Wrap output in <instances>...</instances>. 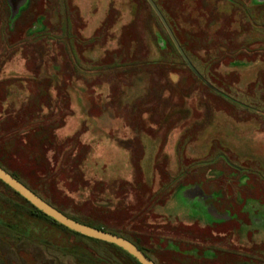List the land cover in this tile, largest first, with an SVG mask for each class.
I'll return each mask as SVG.
<instances>
[{
  "label": "rangeland",
  "instance_id": "rangeland-1",
  "mask_svg": "<svg viewBox=\"0 0 264 264\" xmlns=\"http://www.w3.org/2000/svg\"><path fill=\"white\" fill-rule=\"evenodd\" d=\"M153 2L185 56L148 0H24L21 26L0 21V165L157 264H264V0ZM0 247L137 264L2 183Z\"/></svg>",
  "mask_w": 264,
  "mask_h": 264
},
{
  "label": "water",
  "instance_id": "water-1",
  "mask_svg": "<svg viewBox=\"0 0 264 264\" xmlns=\"http://www.w3.org/2000/svg\"><path fill=\"white\" fill-rule=\"evenodd\" d=\"M148 1L150 2L149 4L152 6V8L155 10L156 14L160 18L163 26L169 33L170 37L172 38L171 40L173 41V44L175 45L177 50L183 56H185L182 49L178 46L175 37L173 36V33L168 27V25L166 24L162 14L156 8V5L154 4L153 0H148ZM189 67H191L190 64ZM0 180L5 184H7L8 186H10L12 190H14L20 196L25 198L27 201H29L31 205L36 207L47 217L62 224L67 229L78 232L80 233V235L83 236L95 238L100 241L113 243L115 244V246H118L119 248L123 249L124 251L132 255V257L135 258L140 264H156L144 251L139 249L138 246L134 244L130 239L117 235L107 230L99 229L98 227L89 224L80 223V221L65 215L60 209L48 203L43 197L36 194L35 191L29 188V186H27L17 178L13 177L12 173H10L2 166H0Z\"/></svg>",
  "mask_w": 264,
  "mask_h": 264
},
{
  "label": "trees",
  "instance_id": "trees-1",
  "mask_svg": "<svg viewBox=\"0 0 264 264\" xmlns=\"http://www.w3.org/2000/svg\"><path fill=\"white\" fill-rule=\"evenodd\" d=\"M0 166H1V165H0ZM3 168H4V167H3ZM9 172H10V171H9ZM10 173H11V172H10ZM12 176H13V175H12ZM13 177H15V176H13ZM15 178H16V177H15ZM0 183H2L3 185H5V186L8 187V188H11L10 186H8L7 184H5V183L2 182L1 180H0ZM11 189H12V188H11ZM12 191H13L15 194H17L18 196H20V195H19L18 193H16L14 190H12ZM20 197H21L23 200H25L26 202L29 203V201H27L25 198H23L22 196H20ZM29 205L33 208V211H34L35 214H37V215H39V216L45 218L46 221H48V222H50V223H53V224L59 226L60 228H63V230H65V231H69V232H72V233H74V234H78V235H80V233L75 232V231H72V230H69V229H67L66 227H64L62 224H60V223L56 222L55 220H53V219L47 217L44 213H42L41 211H39L36 207H34L33 205H31L30 203H29ZM65 215H66V214H65ZM67 216H69V217H71V218H73V219H76V220L80 221V223L89 224V225H92V226L98 227L99 229L107 230V231L113 232V233H115V234H117V235H120V236L126 237V238L130 239L134 244L137 245V243H135V241H133L132 238H130V237L124 235V234H121V233L115 232V230L107 229V228H105V227H103V226H98V224H91V223H89V222L82 221V220H80L79 218H76V217H73V216H70V215H67ZM80 236L85 237V238H88V239L95 240V241H97V242H101V243H104V244L110 245L111 247H114L115 250H117V251L123 253L124 255H127V256H129L130 258H132V260L135 261L137 264H140L135 258L132 257V255H130L129 253H127V252L124 251L123 249L119 248L118 246H115V244H113V243H109V242H105V241H100V240H97V239H95V238H91V237H87V236H83V235H80ZM137 246H138L139 249H141L142 251H144V252L148 255V253L146 252V250H145L144 248H142V246H140V245H137ZM201 254H202V253H201ZM202 255H204V253H203ZM148 256H149V255H148ZM149 257H150V256H149ZM152 260H153V259H152Z\"/></svg>",
  "mask_w": 264,
  "mask_h": 264
},
{
  "label": "flooded vegetation",
  "instance_id": "flooded-vegetation-1",
  "mask_svg": "<svg viewBox=\"0 0 264 264\" xmlns=\"http://www.w3.org/2000/svg\"><path fill=\"white\" fill-rule=\"evenodd\" d=\"M12 3L15 4L14 2L9 1V0H0V21L5 20L9 23V25L10 24L13 25L15 23H16V26L20 24L22 25L23 17H24V10L21 11L22 6H20L19 11L15 13L14 15H12ZM5 11H6V14L4 17L2 14ZM2 227L11 228V225L3 224ZM6 245H7V248H10V244L8 242L6 243ZM9 254L10 253L8 252V250L5 249V247H0V264H9V261H10Z\"/></svg>",
  "mask_w": 264,
  "mask_h": 264
},
{
  "label": "crops",
  "instance_id": "crops-1",
  "mask_svg": "<svg viewBox=\"0 0 264 264\" xmlns=\"http://www.w3.org/2000/svg\"><path fill=\"white\" fill-rule=\"evenodd\" d=\"M14 2L15 4L12 3V9H14L17 13L19 11V7L22 6L24 4V0H9ZM11 3V2H10ZM23 7V6H22ZM12 15H14L13 10H12ZM4 21V20H3ZM11 25V24H10ZM9 23H7V21H5V28L8 26H10ZM13 26V25H12ZM17 26H21V25H17ZM17 26L15 25V28H17ZM14 27V26H13Z\"/></svg>",
  "mask_w": 264,
  "mask_h": 264
}]
</instances>
